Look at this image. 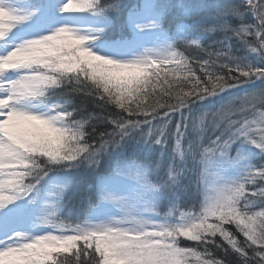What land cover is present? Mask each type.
<instances>
[{
  "label": "snow or ice",
  "instance_id": "snow-or-ice-1",
  "mask_svg": "<svg viewBox=\"0 0 264 264\" xmlns=\"http://www.w3.org/2000/svg\"><path fill=\"white\" fill-rule=\"evenodd\" d=\"M257 158L264 0H0V264H264Z\"/></svg>",
  "mask_w": 264,
  "mask_h": 264
},
{
  "label": "trees",
  "instance_id": "trees-1",
  "mask_svg": "<svg viewBox=\"0 0 264 264\" xmlns=\"http://www.w3.org/2000/svg\"><path fill=\"white\" fill-rule=\"evenodd\" d=\"M127 3H137L138 0H126ZM207 3L211 4V3H214L215 0H206ZM233 3H239L240 0H232ZM247 23H254V20L251 16H249L246 20ZM238 23V22H236ZM168 25L166 24V27ZM220 39H223V33H210L209 34V38L208 40H206L204 43H205V46L207 47V45L211 44L213 41H216V40H220ZM232 45L235 47V48H239L240 45L238 43V41L236 40H232L231 41ZM182 50H185L182 46ZM185 54L186 55H191V56H200V55H204L203 53H201L198 49H196L195 47H191V48H188L185 50ZM240 55H243L244 53L243 52H240L238 53ZM205 58H207L205 56ZM249 59L252 60L253 62H256L255 61V58L251 55H249ZM195 67V71H196V74L197 75H201L202 76V73L200 72L199 70V67L198 66H194ZM219 71V69H218ZM258 83V82H257ZM249 90H251V88H248ZM235 93H233L234 95ZM84 98L82 97H77L76 100H77V105H79L81 103V101L83 100ZM167 99V98H165ZM86 106H87V110L88 112H93V111H99L98 109H94L93 106H92V102L90 100L86 101ZM196 107V106H194ZM111 113L113 117H115L116 113H117V110L113 107H109L105 110L104 113H102V115H106V114H109ZM79 118V117H78ZM179 115L178 114H175L174 117H173V122L169 124V130L171 132L174 133L175 131V121H178L179 120ZM142 119V118H141ZM96 128L99 131H112V127L111 125L107 124V123H104V122H100V123H97L96 124ZM145 130H147V128H145ZM89 131L91 132L92 129L89 128ZM98 134V133H97ZM131 144V143H129ZM132 152V147L129 145V148H128V153ZM157 156H158V150L157 152H154L153 155H152V160L155 161L157 159ZM165 162H167L168 160V154H165ZM254 163H256L257 165L261 164V163H264V161H261L259 158H257ZM108 166V159L107 157L105 156V158L103 159V162L101 163L100 165V172L102 173L105 168H107ZM163 173H161L162 175ZM77 177L78 179L79 178H83L84 180V183L85 184H90L92 183L93 179H94V174L93 173H89L87 171L86 168H82L80 169V171L77 173ZM92 195L91 192L88 191V189L85 187L83 188L75 197L74 199L72 200L71 202V207H73L74 209H76L77 211H80L85 205H86V202H87V199L88 197ZM181 196L183 197V200L186 204H190L193 202L192 200V191L191 189L189 190L188 194L185 195L184 193H181ZM167 208H164L163 211H166ZM261 210V207L260 205L258 204L256 206V211H260ZM229 227V230L232 231L237 239L243 244L244 242V237L239 234L238 232H236V229L234 226H228ZM217 241L219 242V237H217ZM181 246H189V247H196V245L193 243V242H190V241H186V240H181ZM202 249H198V251H200ZM213 254H214V257L216 259H221V260H225L226 261V264H236V261L238 260V257L234 254V253H229L228 256H225L224 253L220 250H217V249H211ZM249 251V254H251V249L248 250Z\"/></svg>",
  "mask_w": 264,
  "mask_h": 264
},
{
  "label": "rangeland",
  "instance_id": "rangeland-1",
  "mask_svg": "<svg viewBox=\"0 0 264 264\" xmlns=\"http://www.w3.org/2000/svg\"><path fill=\"white\" fill-rule=\"evenodd\" d=\"M259 84V82L257 83V85ZM249 90V89H248ZM252 90V89H251ZM251 90H249V91H251ZM203 107H209L208 105H204ZM145 132H147V130H145ZM131 147H133V145L132 144H129ZM129 148V147H128ZM129 154H131V152L129 153Z\"/></svg>",
  "mask_w": 264,
  "mask_h": 264
}]
</instances>
